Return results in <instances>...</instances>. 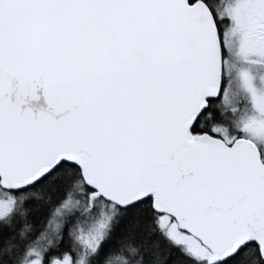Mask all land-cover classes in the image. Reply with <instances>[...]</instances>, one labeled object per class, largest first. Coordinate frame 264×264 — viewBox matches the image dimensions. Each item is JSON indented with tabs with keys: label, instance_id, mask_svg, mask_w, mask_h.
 <instances>
[{
	"label": "snow or ice",
	"instance_id": "1",
	"mask_svg": "<svg viewBox=\"0 0 264 264\" xmlns=\"http://www.w3.org/2000/svg\"><path fill=\"white\" fill-rule=\"evenodd\" d=\"M0 264H264V0H0Z\"/></svg>",
	"mask_w": 264,
	"mask_h": 264
}]
</instances>
